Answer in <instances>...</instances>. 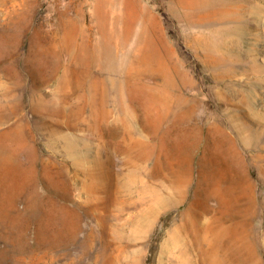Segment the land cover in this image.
<instances>
[{
  "label": "rangeland",
  "instance_id": "374dc122",
  "mask_svg": "<svg viewBox=\"0 0 264 264\" xmlns=\"http://www.w3.org/2000/svg\"><path fill=\"white\" fill-rule=\"evenodd\" d=\"M0 264H264V0H0Z\"/></svg>",
  "mask_w": 264,
  "mask_h": 264
}]
</instances>
